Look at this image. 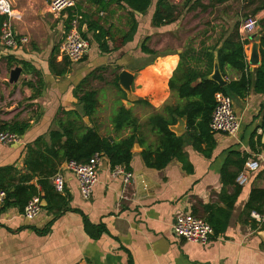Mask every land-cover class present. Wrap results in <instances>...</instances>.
I'll return each instance as SVG.
<instances>
[{"label":"crops","instance_id":"crops-1","mask_svg":"<svg viewBox=\"0 0 264 264\" xmlns=\"http://www.w3.org/2000/svg\"><path fill=\"white\" fill-rule=\"evenodd\" d=\"M50 1L11 0L13 10L20 15V19L12 22L17 35L28 37L29 43L30 38L36 41L40 38V42L37 41V46L27 47V44L11 50L4 47L0 39V127L16 122L30 125L25 135L20 136L19 143L0 145V167L16 168L17 174H12V177H16V185H33L41 192L39 178L35 176L30 180L33 174L25 167L26 147L41 137L49 143V133L58 129L60 120H66V112L76 113L85 123L87 118L86 124L94 126L104 138L119 141L127 137L129 130L117 133L112 125V118L122 105L125 106L127 99V94L116 86V79L124 70L135 76L133 93L136 100L129 109L144 126L147 144L145 147L138 144L133 149V179L128 186L124 185L122 177L113 176L108 159L101 154L98 183L88 200L81 196L77 179L64 163L58 174L66 180L63 194L69 198V209L52 223L53 216L44 208L37 218L29 220L14 199L6 200L0 214V264H264V227L254 225L247 210L252 189L264 190V154H253L250 160L257 161L260 168L250 175L247 185H239L240 193L232 205L229 198L236 188L229 186L224 189L221 174L229 152L251 153L249 141L261 122L259 115L264 105V95L251 91L244 98H233L234 110L241 119V130L236 137L212 131L217 144L210 154L202 151H208L206 144H202V150H198L188 137L184 153L189 170L177 159L162 170L152 169L145 165L141 157L148 145L154 146L153 143H156V136L149 133L147 128L148 117L163 111L167 105L178 106L182 103L169 88V81L181 62V55L194 48L199 54L194 57L195 60H190L191 66L208 70L209 59L201 52L214 46L222 33L230 30L232 25L223 26L220 22L200 24L203 34L199 42L187 46L189 39L185 38L184 32L175 35L179 21L163 27L153 25L152 16L157 3V0H153L146 14H135L136 32L131 41L122 45L123 36L133 25L128 12L116 5L104 11L91 0H76L75 10L78 7L83 14L100 21L112 33L114 41H109L110 53L102 54L96 44H91L82 62L71 63L62 56L60 43L70 26L69 11L61 15L49 13ZM169 1L177 6L183 3V0ZM19 2L22 3L21 8ZM257 18L259 21L263 19L264 11ZM183 25L190 28L186 22ZM82 30L86 32L87 27L82 26ZM39 31L51 34V46H41ZM240 35L249 40L245 46L248 63L245 74L254 75L262 61L261 28L253 34H243L240 30ZM254 44L258 45V65L251 64ZM144 45L155 55L144 53ZM9 56L30 63L40 76L25 73L21 65L15 66L23 69L18 88L15 89V85L9 82V72L15 68H9ZM64 70L67 73L59 76V72ZM98 70L109 73L114 70L113 73H117L115 76L111 73L114 76L111 85L115 87L119 99L109 103L108 109L99 99V90L94 87L95 77L92 73ZM242 76L241 72L225 68L224 78L228 84L239 81ZM96 79L106 82L103 75ZM28 82H31L30 86ZM41 82L44 84L42 95L29 101L35 94L37 83ZM91 89L98 93V107L90 119L84 116L79 99L81 91ZM140 99L150 106L137 104ZM143 106L149 110L143 109ZM112 107L111 115L107 116L106 112ZM174 127L179 130V134L175 133L178 137L186 135L184 121ZM257 134L262 135L264 143L262 130H258ZM40 195L44 198V193ZM209 207L213 208V212H230L229 224L223 234L213 236L206 246L175 236L172 227L178 212H191L204 219L209 215L205 213ZM85 218L95 228L103 229L98 238L91 237L85 230ZM90 232L95 234L96 231L90 229Z\"/></svg>","mask_w":264,"mask_h":264},{"label":"trees","instance_id":"trees-1","mask_svg":"<svg viewBox=\"0 0 264 264\" xmlns=\"http://www.w3.org/2000/svg\"><path fill=\"white\" fill-rule=\"evenodd\" d=\"M207 1L208 4H204ZM248 5L253 6L251 16L256 17L260 12L264 11V0H245ZM92 3L99 6L101 10H108L116 5L120 9L128 12L132 18L133 25L128 33H126L121 43L125 45L133 39L136 32L137 22L135 14H146L153 4V0H91ZM228 0H193L190 10L195 11L201 8L203 11H208L227 3ZM76 9V8H75ZM69 9V24L73 19V15L81 16V27L86 26L87 31L81 30L84 39L90 41L91 44H96L102 54L111 52L109 41H114V36L107 30L100 21L95 20L91 15H86L77 10ZM74 10V11H72ZM179 7L172 4L169 0H157L155 11L152 16V23L156 27H163L171 25L178 21ZM7 20L6 16H0V36L1 29L4 22ZM261 28V65L256 69L255 74L246 76L245 72L248 68L247 57L245 53V46L249 44L248 39H243L240 35L241 23L237 22L230 30L223 32L218 42L210 47L203 49L204 53L209 59V69L202 71L198 67H192L190 60H195L197 53L194 48H189L183 55H181V62L175 71L173 77L169 81V88L172 93L178 95L182 103L178 106L167 105L163 111L155 112L148 117L147 128L149 133L156 136V143L148 145L141 153V157L145 165L149 168L162 170L166 168L173 160H180L185 167L188 166L185 162L184 148L186 140H192V144L196 149L202 150V144L207 145V150H202L205 153L212 152L216 148V141L210 129L212 114L215 109V94L221 92L231 96L232 98H244L251 91L257 95H264V18L259 21ZM70 26L67 28L69 31ZM91 36V38H90ZM221 44V47L219 48ZM117 46L114 48V50ZM218 50V60L222 75L224 77L225 68L229 67L237 72L243 73L239 81L230 82L226 87L221 88L216 82L209 79L214 71L215 51ZM143 51L146 54L155 55V53L143 46ZM200 53V54H201ZM7 63L10 69L21 65L25 73L31 75H38L40 73L30 64L25 61H19L13 56L7 58ZM70 65V62H68ZM97 72V71H96ZM92 75H95V73ZM67 71L59 72V76L65 75ZM31 82H28V86ZM116 86H119V76L116 79ZM44 84L37 83L35 87V94L29 99L33 101L42 95ZM83 105L84 116L90 119L95 115L98 107V93L96 90L81 91L79 99ZM137 104H146L144 100H138ZM66 120H60L58 129L49 133V143L45 142L41 137L32 145L26 147L25 167L33 174L30 180L37 176L39 178V185L41 192L44 193V200L47 205L44 210L53 219L51 223L62 216L69 209V198L67 195L58 193L52 182V178L58 174L59 169L64 163L69 161H77L78 163H88L89 160L96 154L100 153L104 158L108 159L111 168L123 166L126 170L131 171V163L134 157V147L139 144L145 147L147 144V135L144 131V126L139 119L133 114L132 109H127L126 106L117 111L112 118V125L114 131L119 133L124 130H129L130 134L117 141L110 138L102 137L98 130L93 126H89L83 118L74 112H66ZM261 122L257 130L253 133L249 141L251 153L231 151L225 160L222 169V182L224 189L229 186H234L236 191L231 196V205L236 200L240 193L241 187L236 182L238 175L243 171L246 163L252 158L253 154H264V143L262 142V135H258L257 131L262 130L264 134V105L259 115ZM186 118L187 133L182 137H178L171 127L175 126L179 119ZM92 124V120H91ZM29 123L16 122L11 125H4L3 129L18 134L25 135L29 129ZM16 168L12 166L0 167V191L7 192V199H14L15 204L23 211L28 203L41 192L35 186H23L15 184ZM249 218L254 225L264 227V220L257 222L251 217L253 212L264 217V190L252 189L247 204ZM207 215L204 219L212 226L214 236L219 237L228 227L230 212L226 210H218L213 212V208H207ZM85 230L90 233L91 237L98 238L102 233V228H95L85 218ZM48 225L47 230L50 228ZM90 229L96 232L92 234Z\"/></svg>","mask_w":264,"mask_h":264},{"label":"built area","instance_id":"built-area-1","mask_svg":"<svg viewBox=\"0 0 264 264\" xmlns=\"http://www.w3.org/2000/svg\"><path fill=\"white\" fill-rule=\"evenodd\" d=\"M76 0H51L48 5V12L53 15H61L69 9H75ZM0 16H6L1 29V43L4 47L16 50L29 44V38L19 36L13 27V20L20 19L12 7L11 0H0ZM260 28L256 18L249 17L241 26L243 34H253ZM81 16L74 15L70 22V29L61 45V54L71 63H80L88 55L91 48L90 41L83 38L81 34ZM210 129L214 133H220L229 137H236L241 130V119L234 110L233 98L224 93L215 94V109L212 114ZM20 136L11 131L4 130L0 127V145H15L19 143ZM102 159L100 153H96L88 163H78L77 161L67 162L66 169L77 179L80 193L83 199L91 198L94 188L98 183V169ZM260 168L257 161L249 160L243 171L238 175L236 182L240 186H245L249 182V177ZM115 177H122L124 185L128 186L132 179L133 173L126 170L123 166H117L112 169ZM55 190L63 194L66 189V180L61 174L52 178ZM42 196L34 197L24 209V217L29 220L37 218L43 210ZM7 193L0 191V214L5 205ZM251 217L257 222H262L264 217L253 212ZM176 237L190 243L206 246L214 236L212 226L204 219L194 216L191 212L180 211L172 227Z\"/></svg>","mask_w":264,"mask_h":264},{"label":"rangeland","instance_id":"rangeland-1","mask_svg":"<svg viewBox=\"0 0 264 264\" xmlns=\"http://www.w3.org/2000/svg\"><path fill=\"white\" fill-rule=\"evenodd\" d=\"M189 1H193V0H183V3L180 6H178L179 7L178 21L180 23L176 29L177 34L175 33L176 36H179L181 32L185 33V38L189 39L186 43L187 46H189L190 43L194 45L199 42L200 37L203 34V29L199 28L200 24H206V23L211 24L212 22L213 23L220 22V24L223 26L229 24L234 26L235 23L240 22L241 25H243L249 17H253L251 16V11L253 10L254 7L248 5V3L245 0H228V2L225 5L211 8L208 11H203L201 8H198L195 11H191L190 7L192 3H189ZM20 5L22 6L21 2H19V7L21 8ZM253 18H256L259 22L257 16ZM184 22H186V25H190V28H186L183 25ZM38 35L41 37L42 47L43 46L49 47L52 45L51 40L53 37H51L50 33H44L43 31H39ZM39 39H37V41H39ZM64 39L65 38L61 39L60 43H63ZM37 41L34 40V38H30V43L27 45V47H32L34 45L37 46L38 45ZM179 42H177V44L181 46L182 44ZM113 72L114 70L111 71L110 73L107 71L98 70L94 75L95 77L94 87H96L95 89L99 90V94H100L99 99L102 102V104H105L106 106L109 103L114 102L115 100L117 101L119 99L115 87L111 85V82L113 81L115 74H117ZM111 73H113L114 76H111ZM100 75H103L105 77L106 82L99 81L96 79V77ZM108 90H112V91H108ZM142 108L145 110H149V108L145 106H143ZM112 110L113 107L111 108V110H108L106 112V115L107 116L111 115L110 112Z\"/></svg>","mask_w":264,"mask_h":264},{"label":"water","instance_id":"water-1","mask_svg":"<svg viewBox=\"0 0 264 264\" xmlns=\"http://www.w3.org/2000/svg\"><path fill=\"white\" fill-rule=\"evenodd\" d=\"M221 45L219 46V48ZM214 53L215 57V64H214V71L211 76H209V79L216 82L221 88H224L227 86L228 82L225 80V78L222 75L220 65H219V60H218V50ZM251 64L253 65H258L259 64V54H258V45L254 44L253 50H252V55H251ZM23 72V69L21 67H15L14 69L10 70L9 75L10 79L9 82L13 85H15V89L18 88V82L20 80V76ZM135 76L128 72V71H122L119 74V86L121 89L127 94V99L125 101V106L127 109L131 108L136 100L134 93H133V83H134ZM86 123H88V119L85 118ZM184 121L185 127L187 128V120L186 118H181L179 119L178 123ZM185 128V130H186ZM171 130L179 134V130L175 128L174 126L171 127ZM135 147H138V144L135 145ZM67 165V163H66ZM47 205L46 201H42V207L45 208Z\"/></svg>","mask_w":264,"mask_h":264}]
</instances>
